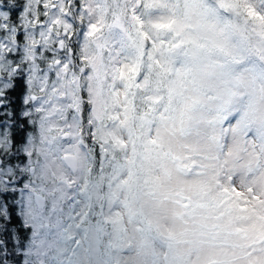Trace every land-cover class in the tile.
I'll return each instance as SVG.
<instances>
[{
    "label": "rangeland",
    "instance_id": "rangeland-1",
    "mask_svg": "<svg viewBox=\"0 0 264 264\" xmlns=\"http://www.w3.org/2000/svg\"><path fill=\"white\" fill-rule=\"evenodd\" d=\"M98 6H82L84 62L69 74L72 101H61L71 106L37 117L28 146L37 153L22 209L36 239L31 264H264V0H119L113 27ZM232 10L246 11L259 41L247 43ZM119 29L132 31L138 55ZM90 135L105 141L99 154L79 142ZM47 223L51 239L38 238Z\"/></svg>",
    "mask_w": 264,
    "mask_h": 264
},
{
    "label": "snow or ice",
    "instance_id": "snow-or-ice-1",
    "mask_svg": "<svg viewBox=\"0 0 264 264\" xmlns=\"http://www.w3.org/2000/svg\"><path fill=\"white\" fill-rule=\"evenodd\" d=\"M79 11L76 0H0V264H27L30 226L17 198L36 175L28 146L37 117L71 106L61 101L73 99Z\"/></svg>",
    "mask_w": 264,
    "mask_h": 264
},
{
    "label": "trees",
    "instance_id": "trees-1",
    "mask_svg": "<svg viewBox=\"0 0 264 264\" xmlns=\"http://www.w3.org/2000/svg\"><path fill=\"white\" fill-rule=\"evenodd\" d=\"M21 2H23V0H21ZM96 3L99 4V6L96 8V12L99 13L101 16H100V19L101 21L104 23V26H108V27H113L116 22V19L117 18H122L121 16V13L119 11V0H95ZM83 3H84V0H76V5L77 7L80 9L79 11V16L77 14V21H76V30L80 33V36H79V39H78V43H77V46H76V49H75V55H76V58L75 56H71L70 57V60L71 62L74 64L75 62H84V58H83V47H82V42H81V38H82V34H83V30H84V27H85V24L87 22V14L83 11ZM136 7L138 8L139 4L136 3L135 4ZM142 8V7H141ZM143 9V8H142ZM233 11V10H232ZM233 14H235L237 16V18L241 19V20H245V15H247L246 11L244 12V14H240V10L234 12L233 11ZM80 18V19H79ZM110 19L111 20V23H109L108 25L105 24L106 20ZM128 23L129 25L131 26L132 28V24H134L133 21H131V19H128ZM138 22L136 21L135 24H134V30L135 32L133 31V34L137 35L139 37V35H141V31L140 29L137 27V24ZM103 26V28H104ZM115 29H117V27H115ZM104 30V29H103ZM120 34H124L123 37V40L126 41V50H128L130 53L128 54V56H132L133 53L135 52L137 55L139 53L138 50L136 49H133L132 47H130V45L132 44V31H131V36H128L126 34V32L123 30H120ZM91 40V39H90ZM90 40L88 39L87 43H89V45H91L92 43L90 42ZM93 45V44H92ZM94 46V45H93ZM129 48V49H127ZM133 51H131V50ZM73 70H70L69 74H70V77L72 78L74 75H77L76 72H73ZM124 83V82H123ZM73 85H76L75 82H73ZM133 90V89H132ZM134 91V90H133ZM84 93H87L86 91H84ZM131 95V93L129 94ZM75 113V120H76V123H78V127H77V130L80 131L79 134L83 133V130L81 129V125L84 124V122L86 121V118L85 116H81L77 110L74 111ZM100 117V116H99ZM102 118H105L103 116H101ZM38 119V118H37ZM98 122H103V121H100V120H97ZM104 127V126H103ZM34 130H37L38 131V128L37 129H32L31 131L33 132ZM93 134V133H92ZM37 137L38 138V133L36 135H32V137ZM88 141V140H87ZM90 141V142H89ZM89 141L88 142H85L83 139H81L79 142L80 144L84 145V149H86V153L88 154V146L91 148L92 152H91V155L92 154H95L96 155V152L99 154V151L102 149V147L105 145V141L104 140H97V142L94 143V139L92 137V135H90V138H89ZM58 144V143H57ZM88 144V146H87ZM54 148H57V146L55 145ZM134 148V146H133ZM136 149L139 150V146L138 148L136 147ZM135 150V149H134ZM137 150V151H138ZM33 158V161H34V156L32 157ZM103 160V163L107 166V167H110L111 166V158H109V156L105 155L104 158L102 159ZM101 159L97 158L96 161H95V168H97V171L95 172L96 174H99V163H100ZM89 168H92L90 169V172L93 170L94 168V165L91 163L89 164V166H86V175H87V172L89 170ZM191 169L193 170V166L191 167ZM190 167L188 169H185L184 172L185 174H190L192 173ZM24 175H29L28 172H25ZM96 180V179H95ZM89 182L91 183L90 185H88L83 191H82V196L85 197L86 199L89 198L90 194H91V191H90V186H96L95 184H93L91 181H90V178H89ZM69 188V187H68ZM33 191V189L30 187V190L28 192H31ZM70 192H74V191H70ZM25 192L21 193V195L17 198L18 201H19V204H20V208L17 209V211L20 212L23 220L25 222H27V213L26 214H23V203L26 202V195H24ZM221 197L224 199L226 198H230V197H234V195L232 194H224V193H220ZM69 197H72L74 199V193H70L68 195ZM236 200L238 201V203H240V198H236ZM96 204L92 205L93 207L95 206ZM91 206V207H92ZM39 209V212H42L43 210H40ZM53 212V210H51ZM44 212V211H43ZM41 213H39V216H40ZM40 221L42 222L41 225L43 224V217L40 218ZM28 223V222H27ZM30 226V225H29ZM35 227V226H34ZM49 227V223H47L45 225V227L43 228V226H39L37 228V233H38V238L40 237H44V239H47V240H50V236L52 235L48 229ZM56 227L55 226H52V229L51 230H54ZM33 231H34V228L33 226H30V232L26 234V239L24 240V252H25V255L21 257L22 260H26L27 262L29 261V263L31 264V260L32 259L30 257V255H28L26 253V249L28 247H30L32 244H35V240H32V236H33ZM65 233H63V231L61 232V237L64 236ZM12 259H15V257H13ZM33 260H36V259H33Z\"/></svg>",
    "mask_w": 264,
    "mask_h": 264
},
{
    "label": "clouds",
    "instance_id": "clouds-1",
    "mask_svg": "<svg viewBox=\"0 0 264 264\" xmlns=\"http://www.w3.org/2000/svg\"><path fill=\"white\" fill-rule=\"evenodd\" d=\"M225 23V19H224V15L223 13H221V20H220V25L223 26V24ZM237 23L238 24H242L244 26V31L246 33V35L248 36V44H252L254 42L259 41V38L249 30V26L248 23L244 20H241L239 18H237ZM261 43H264V41H260ZM189 65H191V71L189 72V76H194L196 75L197 72V68H196V64L194 60H188Z\"/></svg>",
    "mask_w": 264,
    "mask_h": 264
},
{
    "label": "water",
    "instance_id": "water-1",
    "mask_svg": "<svg viewBox=\"0 0 264 264\" xmlns=\"http://www.w3.org/2000/svg\"><path fill=\"white\" fill-rule=\"evenodd\" d=\"M63 159H64L66 165L69 168H71L73 170L76 169V167H77V160L74 158V155H72V154H66V155H64ZM34 196H35V201H36L37 205L39 207H43L45 205V203H46L45 196L43 194L39 193V192H36L34 194Z\"/></svg>",
    "mask_w": 264,
    "mask_h": 264
}]
</instances>
